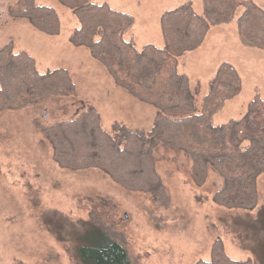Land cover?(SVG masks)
<instances>
[{"label": "rangeland", "instance_id": "1", "mask_svg": "<svg viewBox=\"0 0 264 264\" xmlns=\"http://www.w3.org/2000/svg\"><path fill=\"white\" fill-rule=\"evenodd\" d=\"M107 2L131 14L135 23L126 39L137 50L147 44L164 48L160 18L190 3L203 14L202 0H91ZM264 9V0H253ZM19 0H0V48L12 43L45 73L67 69L76 85L71 96H46L18 110H0V264H78L73 240L81 222L97 224L126 245L134 264H196L210 260L218 239L238 261L264 264V172L258 177V204L252 211L227 209L214 203L222 177L212 168L197 185L185 151L158 145L156 168L168 200L115 182L100 170L73 171L59 166L43 129L72 119L88 108L101 115L102 127L116 123L142 133L153 127L158 109L118 85L87 47L71 38L78 29L73 11L60 0H36L60 18L58 34L49 35L17 18L11 10ZM240 7L229 24L214 26L203 44L178 57V69L190 79L196 112L219 65L233 64L242 79L241 93L212 118L220 126L241 119L256 96L264 101V51L246 47L238 37ZM247 145V142H244ZM83 226V224H82Z\"/></svg>", "mask_w": 264, "mask_h": 264}, {"label": "trees", "instance_id": "2", "mask_svg": "<svg viewBox=\"0 0 264 264\" xmlns=\"http://www.w3.org/2000/svg\"><path fill=\"white\" fill-rule=\"evenodd\" d=\"M60 2L73 11L78 21V29L71 38L73 45L87 47L118 85L155 106L158 112L149 133L119 123L111 133L107 132L95 108L48 126L43 133L52 146L56 163L73 171L100 170L125 187L150 192L163 201L169 196L155 157V149L161 144L189 155L197 185L205 183L210 168L222 177V187L213 196L215 204L227 209H255L257 180L264 172V101L256 96L241 119L215 126L213 116L241 93L238 70L229 62L219 65L203 98L202 110L197 113L190 79L179 72L177 58L199 48L212 27L231 23L240 7L244 8L237 20L241 44L264 51V9L253 0H202L200 15L190 3H184L161 15L164 48L150 43L137 50L135 42L125 38L135 23L131 14L106 2ZM11 13L29 20L46 34L60 32L57 12L36 0H19ZM75 91V82L67 69L42 73L36 60L25 52H16L12 43L0 48V110H18L46 96H71ZM81 223L83 226L73 238L78 239L73 248L78 264H134L126 245L98 223ZM259 234L264 237V230ZM196 264L252 262L231 258L218 239L210 260Z\"/></svg>", "mask_w": 264, "mask_h": 264}, {"label": "crops", "instance_id": "3", "mask_svg": "<svg viewBox=\"0 0 264 264\" xmlns=\"http://www.w3.org/2000/svg\"><path fill=\"white\" fill-rule=\"evenodd\" d=\"M102 3H105V2H102ZM107 3V2H106ZM110 6H111V4L110 3H108ZM112 7V6H111ZM112 8H114V7H112ZM119 10V9H118ZM121 11V10H120ZM163 37V36H162ZM206 39V38H205ZM164 40V39H163Z\"/></svg>", "mask_w": 264, "mask_h": 264}]
</instances>
